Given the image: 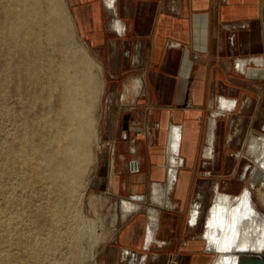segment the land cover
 Masks as SVG:
<instances>
[{
	"label": "crops",
	"instance_id": "0c3cea01",
	"mask_svg": "<svg viewBox=\"0 0 264 264\" xmlns=\"http://www.w3.org/2000/svg\"><path fill=\"white\" fill-rule=\"evenodd\" d=\"M74 4L108 77L97 179L130 199L166 186L176 169L170 206H163L170 215L161 223L158 214L153 233L146 214L128 215L103 264H174L176 257L177 264H209L187 256L212 252L202 238L207 204L248 188L250 146L264 134V0ZM195 207L201 215L192 225Z\"/></svg>",
	"mask_w": 264,
	"mask_h": 264
},
{
	"label": "rangeland",
	"instance_id": "374dc122",
	"mask_svg": "<svg viewBox=\"0 0 264 264\" xmlns=\"http://www.w3.org/2000/svg\"><path fill=\"white\" fill-rule=\"evenodd\" d=\"M5 2L6 0H0V13H4L0 14V16L3 15L2 17H0L1 20L6 16L4 11L5 9L3 8H9L10 6H13V3H11L10 5L7 4L9 2H13V0H7L6 4ZM59 3L60 11L63 15L64 22L66 23L65 28L66 31H68V33L66 32L67 42L65 43V46L67 48L65 47L66 49L64 50V45H62L59 40L49 41L48 39H46V37L44 38L43 35L42 45L44 44V46H42V50L45 57V67L39 69L41 71L38 70L39 72L37 71L36 75L32 76V78L28 71L26 72V74L28 75L25 76L26 74L24 72L26 70H22L21 72L23 73L20 74V70L15 67L16 62L18 61V56L16 57L15 54L18 53L19 55L24 50L23 46L19 43L22 47V51L20 52H18L19 49L21 50V48L18 47V44L16 48H13L12 52H10V50L7 52V50L5 51V48H9L7 47V45H4L5 42L2 40V37H0V81L7 80V86L4 88L5 90L0 88V91L2 92H0V144H3L0 145V153L2 154H0V175L3 174L0 176V264H103V262L106 260V253L104 252V248L109 245L113 238V235L117 232V229L121 227L123 221H125V218L133 213H127L125 216H123L124 213L122 211L121 201L122 199L128 198L112 195L111 192L104 188V185H101L102 181L97 179V171L99 170V167L102 163V156L105 153L102 116L104 111L108 77L105 65L103 63V57L97 52V47L91 44L87 32L82 28V24H80L79 18L76 14L77 6L74 4V0H59ZM67 38L70 39V41ZM68 43H70V45H68ZM64 51L68 52L69 54H66ZM33 53L34 55L36 54L35 57L37 58L38 54L35 52ZM33 53H30V55H32V58H35ZM4 54L6 55V57L8 55L7 58L9 60L6 59ZM58 54H63V57L59 55L58 58ZM68 55L71 58H68ZM2 56L3 58H1ZM11 56H13V58ZM50 57L51 59H49ZM80 57H84L85 59L90 61L91 65L86 67L84 72L87 75L93 76L97 85V91L94 98L95 104H93L92 109V116L94 119V135L91 137L89 143L91 160L85 168L83 174V176L85 175L84 178L80 180V182H82H79L80 186L79 184H77V186L70 184L67 189H59L56 184H53L52 182L50 183L48 179L47 167L42 166L39 169H34L32 166L25 163L24 157L22 155H18L17 158H14L12 155V149H19L18 147H20L21 143L26 138L33 141L34 136L31 138L32 133H34L35 130L38 132V130L44 129L45 126L42 122H40L41 116L39 115L53 112L51 113V117H53L55 114L54 110L56 108L57 98L60 90L55 88H49V90V86L45 88L47 86L46 82H48V79H50L49 77L46 78V75L49 76V70L51 68L59 67L66 61L78 60L80 59ZM82 58L80 60H82ZM3 60L5 61V63ZM45 62H48V66ZM7 63H9L10 65L12 64L11 66H13V68ZM5 64L6 67L4 66ZM5 69L11 70H9V72ZM10 73H12V75ZM6 76L9 78L7 79ZM15 76H17V78L19 79L15 78ZM28 76H30V79ZM21 78L25 80L22 79L20 82ZM40 79H42V81ZM8 80L12 83H9ZM38 82L41 84H39ZM38 85L40 86L37 87ZM8 86H10L11 88H9ZM31 87L32 89L34 88L35 93L31 89ZM46 89L48 90V93ZM45 92L47 96L50 93V95L48 96L50 98L46 100L43 99L46 96ZM43 93L45 96L42 95ZM4 94H6L7 96ZM9 94L10 97L8 96ZM36 95L40 99L35 97ZM52 96L55 98V100ZM34 100H36L35 105ZM30 105H33L32 107L35 110H33ZM21 108L24 111L21 110ZM48 108L52 110L49 111ZM4 109H7V111ZM4 112H7V115ZM23 114L25 116H23ZM2 115H6L5 118H3L4 116L2 117ZM33 116L35 117L34 119ZM1 120H3V123ZM34 120L37 123L34 122ZM22 121H24V123ZM30 122L32 123L30 124ZM27 126L28 128L26 129ZM21 130L23 133H25V136L23 135V133L21 134ZM13 132L15 133V136H12ZM46 132L47 134L49 133L48 135H50L48 136L46 134V136L48 138L51 137V132L48 130ZM16 134H21L23 135V137ZM16 136H19V138L21 139ZM262 136H264V134L259 135L258 138L250 146V151L252 154L251 160L253 161V164L246 175V180H248L249 182L248 188L251 190V195L255 206L262 214H264V168H260V163L258 162V158L262 153L264 147V137ZM16 138H18L19 140H15ZM10 142H13L14 145ZM48 145L50 144L47 143L46 147L48 149L51 148V145L49 147ZM5 150L6 153L3 152ZM3 154L5 156H3ZM10 155L12 156V158ZM92 156L94 158H92ZM12 165L13 168H11ZM15 165L17 170L19 168L18 172H16L14 169ZM6 166H9V170L6 169ZM26 168H29V170ZM44 168H46V170ZM256 169H260L261 173L259 181L254 182L253 178L255 176ZM7 171L10 173H8ZM21 171L22 173L20 174ZM23 172L25 176H22ZM26 174L30 175L27 176ZM37 174L39 175V178H35ZM27 177L28 179H26ZM243 191L244 190H240L238 194L232 196L235 199L239 197ZM58 194L63 195L61 196ZM142 194L144 196V200L142 199L140 201V204L142 206L140 209V213L146 214L149 218L151 209L158 210V212L162 216L160 221L162 223L164 217H168L171 211L168 208H163V206H160L157 203L153 202V188L147 189ZM216 195H212V198L207 204L205 211L206 217L208 215V211L217 198ZM54 208L55 210H53ZM194 209H196V207ZM55 211H58V214L60 213L59 217L55 214ZM191 213L193 212L191 211ZM205 231L206 228H203L202 238L204 239V244H206L208 249L212 252H210L208 255H205V253H193L190 255L188 254V260L193 258L201 259L202 256L205 257L204 259L209 258V264H215V262L219 260V253L216 252L214 248L210 247L208 239L204 238ZM197 236V233H194V240H198ZM188 240L192 239L190 238ZM44 244L45 246H43ZM39 247L40 249H38ZM175 259L176 260L174 264H177V261L180 259V257H176Z\"/></svg>",
	"mask_w": 264,
	"mask_h": 264
},
{
	"label": "bare ground",
	"instance_id": "6f19581e",
	"mask_svg": "<svg viewBox=\"0 0 264 264\" xmlns=\"http://www.w3.org/2000/svg\"><path fill=\"white\" fill-rule=\"evenodd\" d=\"M10 1H12V0H10ZM2 2H4V1H2ZM6 2H7V0H6ZM6 2H5V4H6ZM11 3H13L12 7L10 6L9 8H6V7L3 8V9H5L4 11H5L6 16L4 17V19L2 18V20L0 18V37H2V40L5 42V44H4V42H3V44L7 45V47L9 48V49L5 48V51L7 50V52L9 50H10V52H12L13 48L14 47L16 48V46H18V45H19L18 47L21 48V50L19 49V51H18V52H20V51H22V47L20 46V44L23 46L24 50L19 55H18V53L15 54L16 57L18 56L17 57L18 65L16 62L15 67L18 68L20 70V72L22 70H26L24 72L25 74L28 71L29 74L31 75V78H32V76L36 75V72L39 69H42L43 67H45L44 66L45 57L43 55V50H42V46H44V44L42 45L43 35H44V38L46 37V39H48L49 41L59 40L61 42V44L64 45V50L67 48L65 46V43L67 42L66 37H67V33H68V31H66V28H65L66 23L64 22L63 15H62L60 8H59L60 7L59 0H13V2H9L7 4L10 5ZM0 14H4V13H0ZM2 16L3 15H1L0 17H2ZM69 36H71V35H69ZM68 40L70 41V39H68ZM45 41H47V40H45ZM68 45H70V43H68ZM57 49H59V48H57ZM0 50H1V48H0ZM60 50H61V45H60ZM5 51H3V52H5ZM31 51L38 54L37 58L35 57L36 54L34 55V53ZM3 52H1V53H3ZM7 52H6V54H7ZM10 52H9V55H10ZM30 53H33L35 58H32V55H30ZM65 53L67 54L68 52H65ZM59 55L60 54H58V58H59ZM62 55L63 54H61L60 56H62ZM3 56L1 58H3ZM13 56H11V57L13 58ZM5 57H6V55H5ZM7 57H8V55H7ZM7 57H6V59H8ZM11 57H9V58H11ZM68 58H71V57H69V55H68ZM81 58L82 57H80V59ZM49 59H51V57ZM72 59H75V58H72ZM80 59L73 60V61H66V62L63 61L64 63L62 65H60L58 63L60 65L59 67L51 68L49 70L50 71L49 76L46 75V78L49 77L50 79H48L49 81L46 82L47 86L45 88H47L49 86L48 89L49 88H52V89L55 88V89L60 90V93H59L58 98H57L56 108L54 110L55 114L53 117H51V115H52L51 113H53V112H48V113H44L43 115H39V116H41L40 122H42L45 126L44 129L38 130V128H37L38 132L35 130L34 133H32V136L30 135L31 138L34 136L33 141H31L30 139H27V138L26 139L23 138L24 141L21 143L20 147H18L19 149L13 150L11 148L12 149V155L14 158H17L18 155H22L24 157L25 163L27 165L32 166L34 169H39L42 166L47 167L48 179H49L50 183L52 182L53 184H56V186L59 189H67V187L70 186V184L76 185V186H77V184H79V186H80V183L82 182V181L80 182V180L82 178H84V176H85V175L83 176L85 168L91 160L89 143H90L91 137L94 135V119L92 116V109H93V104H95L94 98H95V93L97 91V85H96V81L94 80L93 76L87 75L84 72L85 68L91 65L90 61H88L84 57L82 58V60H80ZM4 63H5V61H4ZM45 63H47L46 65L48 66V62H45ZM7 64H9V63H7ZM51 65H52V63H51ZM4 66L6 67V64ZM11 67L13 68V66H11ZM7 68H8V66H7ZM5 70H7V69H5ZM9 70H11V69H8L7 71H9ZM47 70H48V68H47ZM39 71H41V70H39ZM22 73L23 72H21L20 74H22ZM10 74L12 75V73H10ZM27 75L28 74H26L25 76H27ZM21 76H23V75H21ZM12 77H14V76H12ZM18 77H19V75H18ZM28 77L30 79V76H28ZM8 78L9 77H7V79ZM15 78H17V76H15ZM19 78H17V79H19ZM22 79L23 78L20 79V82ZM26 79H27V77H26ZM23 80H25V79H23ZM40 80L42 81V79H40ZM8 82H9V80H8ZM9 83H12V82H9ZM9 83H8V85H9ZM39 84H41V83H39ZM6 86H7V80L0 81V88L1 89L5 90L4 88ZM39 86L40 85H38L37 87H39ZM8 87L11 88L10 86H8ZM41 88H42V85H41ZM31 89H32V87H31ZM32 90L35 93L34 88ZM37 90H38V88H37ZM6 91H8V90H6ZM49 92H51V91H49ZM47 93H48V90H47ZM7 94H8V92H7ZM45 94H46V92H45ZM4 95H6V94H4ZM42 95L45 96L44 93ZM49 95H50V93L48 94V96ZM8 96L10 97V94ZM20 96H21V94H20ZM48 96L46 94V96L43 99L46 100V99L50 98ZM35 97H37V95ZM54 97H55V95H54ZM37 98H39V97H37ZM54 100H55V98H54ZM2 101H1V103H2ZM35 101L36 100H34V105H35ZM7 104H8V102H7ZM2 106H4V105H2ZM32 109H33V107H32ZM4 110L7 111V109H4ZM21 110H23V109L21 108ZM33 110H35V109H33ZM48 110L51 111L52 109L50 110L48 108ZM4 113H6V115H7V112H4ZM3 116L4 115H2V117ZM5 116L3 118H5ZM23 116H25V115L23 114ZM35 116H36V114H35ZM34 118L35 117L33 116V119ZM3 120H1L2 123H3ZM22 120H24V119H22ZM22 122L24 123V121H22ZM34 122H36V121L34 120ZM23 123H22V125H23ZM31 123L32 122H30V124ZM37 127H38V125H37ZM27 128H28V126L26 127V129ZM34 128H36V127H34ZM22 130H24V129H22ZM22 130L20 131L21 134L23 133ZM47 130L51 132V137H49V138L46 136ZM20 132H18V133H20ZM28 132H31V131H28ZM12 134H13L12 136H15L14 132ZM21 134L20 135L16 134V135L23 137V135L25 133H23V135H21ZM4 135H2V136H4ZM19 136H16V137L19 138ZM48 136H50V135H48ZM5 138H6V136H5ZM5 138H3V139H5ZM18 138H16L15 140H17ZM178 138H180L178 130L173 129V131H171V137H170L171 148L177 147L176 142H177ZM10 139H9V141H10ZM19 139H21V138H19ZM7 140H8V138H7ZM10 143L13 144V142H10ZM47 143L51 145V148L48 149L46 147ZM7 144H8V141H7ZM50 145H48V147ZM5 146H7V145H5ZM15 146H17V145H15ZM3 152L6 153V150ZM3 156H5V155L3 154ZM11 158H12V156H11ZM92 158H94V157L92 156ZM169 160L171 162L172 161L175 162L176 158L173 156H170ZM19 161H20V159H19ZM258 162L260 163V168H264V147H263L262 153L260 154V156L258 158ZM2 164H4V163H2ZM11 164H12V162H11ZM13 165H12V167L11 166L10 167L13 168ZM8 167L9 166H6V169L9 170ZM14 167H15L14 168L15 171L18 172L19 168L17 170L16 165ZM26 169L29 170V168H26ZM44 169L46 170V168H44ZM16 172H15V174H16ZM8 173H10V172H8ZM21 173H22V171L20 172V174ZM260 173H261L260 169H256L255 176L253 178L254 182L259 181ZM17 174H19V173H17ZM23 174H24V172H23ZM23 174H22V176H25V174L24 175ZM33 174H36V173H33ZM1 175H3V174H1ZM29 175H27V176H29ZM46 176H47V174H46ZM175 177H176V169L171 168L170 172H169V178H168L167 185L166 186L154 185L153 194H152L153 195L152 196L153 202L157 203L160 206H166V207L170 206L169 194H170V190L172 188V185L174 183ZM35 178H39V175L37 174V176H35ZM26 179H28V177ZM42 183H43V181H42ZM53 184H51V185H53ZM58 195L62 196L63 194H58ZM216 196H217V198L215 199V202L212 205V207L210 208V210L208 211L207 219L204 222V228H206L204 238H207L209 241L208 243H209L210 247L214 248L216 250V252L219 253V260L216 261L215 264H240L241 259L244 260L246 258H249L246 255L264 254V214H262L257 209V207L255 206V203L252 199L251 190L249 188H246L242 192V194L235 199L232 195L230 196L227 194H218ZM142 199H144L143 196H137V197H134L132 199H122L121 207H122V211L124 213L123 216H125L127 213H131V212H135V211L140 210L142 207L140 204V201ZM53 210H55V208ZM44 211H46V210H44ZM58 211H55L56 213L55 212L54 213L59 217L60 213L58 214L57 213ZM51 213H52V211H51ZM158 214H159L158 210H155V209L150 210V216H149L150 218L149 219H150L151 223H149V225L151 224L150 227H151L152 233H153V231L156 230L157 225H158V221H159L158 220ZM200 215H201V211L198 210V208L196 207V209H194V211L191 215L192 216V221H191L192 225H196L198 223V219H199ZM148 243H149V241H148ZM43 246H45V244ZM38 249H40V247Z\"/></svg>",
	"mask_w": 264,
	"mask_h": 264
},
{
	"label": "water",
	"instance_id": "95a60500",
	"mask_svg": "<svg viewBox=\"0 0 264 264\" xmlns=\"http://www.w3.org/2000/svg\"><path fill=\"white\" fill-rule=\"evenodd\" d=\"M249 258L241 259L240 264H264V254H249Z\"/></svg>",
	"mask_w": 264,
	"mask_h": 264
},
{
	"label": "built area",
	"instance_id": "2783aa9c",
	"mask_svg": "<svg viewBox=\"0 0 264 264\" xmlns=\"http://www.w3.org/2000/svg\"><path fill=\"white\" fill-rule=\"evenodd\" d=\"M115 0H113V2H114ZM241 66V63H237V67L239 68ZM243 67V66H242ZM241 67V68H242ZM222 103H225V104H230L229 102H223V101H221ZM131 167H132V170L133 171H137L138 170V166H137V163H135L134 161L132 162V164H131ZM136 167V168H135Z\"/></svg>",
	"mask_w": 264,
	"mask_h": 264
}]
</instances>
